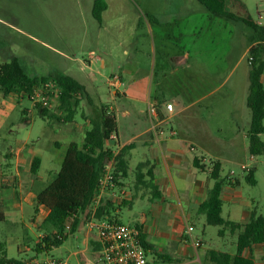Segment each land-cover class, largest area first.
<instances>
[{
  "label": "crops",
  "instance_id": "0c3cea01",
  "mask_svg": "<svg viewBox=\"0 0 264 264\" xmlns=\"http://www.w3.org/2000/svg\"><path fill=\"white\" fill-rule=\"evenodd\" d=\"M115 1L123 3L130 0ZM144 1L147 11L141 10L145 19L138 17L135 23L130 50L131 61L127 62L121 76L117 77L119 83L110 85L115 88L114 101L121 100L122 97L138 99L148 107H156L159 120L153 122L149 113L144 118L143 110L137 111L124 105L117 109L102 103L101 110L95 113L84 111L81 105L74 109L73 119L68 122L70 127L64 125L56 127V134L81 136L83 140L79 144H82L92 121L101 119L103 106L108 107L116 115L117 122L119 116L128 120L126 126L118 123L117 140L107 143V146L116 153L124 147L132 146L130 170L136 160L140 163H150L154 166V185L158 191H135L130 189L125 181V187L118 190H127L131 193V197L124 201L131 202L132 205L117 210L116 216L120 217L124 209L132 208L136 199L147 201L149 210L142 215L135 226L142 227L154 251L167 256L172 264H210L206 261V257L208 251L213 249H208L205 239L194 235V232L197 224L205 225V218L198 215V208L207 199L214 184L212 185L208 172L200 171L195 166V159L210 160V163L202 162L207 169L210 168L212 161L228 162L240 168L248 163L250 154L247 128L250 121L245 117L244 109L249 87L250 65L249 63L247 66L243 65V58L235 60L231 66L227 62L231 57L229 52H233L237 45H241L243 56L250 51L254 45L252 43L254 32L240 22H234L238 25L231 27L227 23H221L222 18L212 17L196 0ZM108 9L109 5L102 14V24ZM196 19H200L199 23ZM193 22L197 24L192 26ZM214 23L218 26L213 27ZM224 31L227 35H231V39L228 40L226 36L224 43H221L220 34L223 35ZM126 53L129 54V51ZM231 59L234 61V56ZM96 61L106 66V60L96 56L94 51L90 52V59L84 64L87 67L95 64ZM228 67L230 70H227ZM83 69L84 67L81 68ZM238 70L240 73L238 72L239 74L233 79ZM72 77L86 87L85 99H90L89 104L93 105L89 88L92 87L93 90L98 88L93 84L94 79L88 77L85 82L77 76ZM125 78L131 83L130 86L124 85ZM261 80L264 84V74ZM226 88L228 90L221 96L222 98L218 101L212 100L217 92ZM1 96L7 108L0 115V130L9 112L15 108L16 101L24 99L18 94H11L5 98L1 92ZM169 104L173 105L172 111L167 110ZM29 113L30 111H24L27 118ZM79 114L83 119L82 124L77 122ZM221 115H224L228 122L224 118H222L224 121H221ZM172 119L177 120L176 128L168 127ZM53 145L56 148L62 147L57 140ZM35 158H40L41 164L34 174L31 166ZM42 164L43 159L36 152L35 147L26 149L22 157H19L18 153L15 160L11 154L0 153V185L4 176L13 174L15 178L22 177L25 171L30 169L34 177L31 182L37 188L33 190L36 198L47 187L54 173L60 170L47 172L46 175L50 176L47 180L45 175H39ZM252 169H257V163H253L250 171ZM250 171L243 174L247 176ZM231 172L223 177L234 183L237 181L238 184H227L223 188V216L226 214L227 218H224L229 221L246 223L250 220L253 209L257 208L258 211L259 209L256 201L245 195L241 177L237 172L235 176L230 177ZM21 182V187L15 190L16 192L19 190V194L25 193V182L23 180ZM158 192L161 193L160 197ZM104 199L110 200L118 207L124 202L108 193L105 194ZM5 203L9 204L7 201ZM44 210L46 212L43 220L48 215L46 209L39 208L37 213L39 216L41 212L39 219L42 218ZM189 228L193 230L190 232ZM83 231H85L86 243L89 232L84 215L81 216L77 229L79 233ZM229 235L230 233H227L223 238L226 239ZM234 236L237 237V234ZM244 256L251 258L255 264H264V246H253L245 251ZM77 262L83 264L78 259Z\"/></svg>",
  "mask_w": 264,
  "mask_h": 264
},
{
  "label": "rangeland",
  "instance_id": "374dc122",
  "mask_svg": "<svg viewBox=\"0 0 264 264\" xmlns=\"http://www.w3.org/2000/svg\"><path fill=\"white\" fill-rule=\"evenodd\" d=\"M103 1L108 3L109 9L104 14V23L101 25L92 14L94 0H0V64L18 58L27 73L35 77H46L58 72L77 76L84 81L91 77L94 79L93 84L98 88L94 90L92 87L89 88L93 105L89 104L90 99L82 100L80 107L82 105L84 111L95 113L101 110L102 103L117 109L124 105L137 111L143 110L142 116L145 118L150 107L138 99L122 97L121 100L114 101L115 88L110 85V81L114 77H120L127 62L131 61L130 50L135 23L138 17H143L144 14L141 13L147 11V5L144 0H132L133 2L130 0L123 3L115 0ZM225 3L227 10L237 17L251 18L264 24V0H225ZM196 21L199 23L200 19ZM220 21L227 23L229 27L236 25L232 21L226 22L225 19ZM195 22L192 26L197 24ZM212 26L217 27L218 24L214 23ZM220 35L221 43H224L226 36L228 40L231 39V35H227L225 31L223 35ZM91 51H94L96 56L104 58L106 66L96 61L95 64L86 67L84 63L90 59ZM126 51H129V54ZM229 53L232 58L234 56V61L229 57L228 65L231 66L235 60L243 58V65L247 66L249 52L243 56L244 51L241 45H237L234 51ZM82 67H84L83 70H81ZM227 70H230L229 67ZM238 72L239 70L233 79L240 73ZM124 85L130 86L131 83L125 78ZM227 90L228 88L220 90L212 100L218 101ZM23 97L24 99L16 101L15 108L9 112L0 130V153L11 154L15 160L18 153L19 157H22L26 149L35 147L36 152L43 159L39 175H45L48 180L50 176L46 173L60 169L68 144L80 143L83 137L56 134V127L62 125L70 127L63 121L65 116L59 109L58 99L51 100L50 108L59 117L64 118L50 120L43 119L38 114L34 103ZM246 106L244 115L250 121L251 113ZM6 108L7 105L0 92V115ZM26 110L30 111L28 115L30 119L24 114ZM117 116H119L118 113ZM223 116L220 117L221 121H224L222 118L225 119ZM225 121L228 122L226 119ZM77 122L83 123L81 114L77 116ZM118 123L126 126L129 122L119 116ZM176 124L177 120L172 119L168 127L176 128ZM55 140L60 142L62 147L56 148L53 145ZM247 162L250 164V169L253 163H257V169L254 172L257 184L248 183L244 175L248 171L242 170L236 164L222 162L223 175L231 172V169L234 170L235 175L237 172L243 181L245 195L256 201L259 213L264 215V157H257L254 161H251L249 157ZM139 164V160L133 162L129 178L126 180L130 189H133L136 181V169ZM27 171L22 177L15 178L13 174H9L1 181L3 183L0 185V245L8 258L19 260H42L47 257L69 258L72 264H78V258L73 254L87 248L84 242L85 231L70 234L62 245L52 250L39 254L35 252V244L44 236V233L40 231V225L46 211H43L40 219L41 212L39 216L35 214L33 190L37 188L31 182L34 177L30 169ZM230 177H232L231 173ZM22 180L25 182V193L19 194V190L17 192L15 190L21 187ZM51 180L52 178L49 183ZM210 181L213 185L214 181ZM148 210L149 203L139 198L135 200L132 208L123 210L118 220L122 224L135 226V223L140 221L142 215ZM224 217L227 218V215L224 214ZM219 230V227L197 224L194 235L205 239L208 249L236 254L237 237L230 234L224 239L219 237ZM92 235L96 236V232ZM87 257L92 258V255L88 254ZM147 260L148 264H172L157 258L153 253L147 254Z\"/></svg>",
  "mask_w": 264,
  "mask_h": 264
},
{
  "label": "trees",
  "instance_id": "16d2710c",
  "mask_svg": "<svg viewBox=\"0 0 264 264\" xmlns=\"http://www.w3.org/2000/svg\"><path fill=\"white\" fill-rule=\"evenodd\" d=\"M196 1L202 4L212 17L243 23L254 32L252 40L254 45L249 51V57H252L253 61L250 63L246 99L247 108L251 113L247 139L250 156L264 157V84L261 80L264 74V27L259 26L251 18H240L228 11L225 0ZM107 8L105 1L94 0L92 14L100 24L103 22L102 14ZM48 82L60 88L59 109L65 114L63 121L71 122L74 109L79 108L80 103L87 96L86 87L83 84L63 73L46 77L29 75L18 58L0 64V91L5 98L11 94L22 97L32 94L36 87H41ZM34 106L43 119L64 118L40 103ZM117 128L116 115L108 107L103 106L101 119L92 121L90 129L85 134L84 142L82 144L72 142L68 146L60 170L54 173L51 182L35 198V214L37 215L39 208L48 211V215L40 225V231L44 233V236L34 246L37 254L59 247L70 234L77 232L81 216L92 205L99 189V179L103 175L106 159L114 156L112 149L107 146V141L113 133H117ZM132 149V146L124 147L115 157L114 175L118 188L125 187V181L129 178ZM40 164V158H35L31 166L32 173L35 174L39 170ZM195 166L200 171L208 172L209 178L214 181L209 196L198 208V215L205 218V225L220 228L219 237H225L227 233L237 234L236 254L213 249L208 251L206 261L210 264H255L251 258L245 257L244 253L253 246H264V215L255 208L250 220L246 223H236L224 218L223 188L227 184L236 185L237 181L234 183L223 177V165L219 161H212L210 168L207 169L202 164V160L196 158ZM153 170L154 166L148 162L139 164L133 188L135 191H158L154 185ZM254 172L255 169H252L246 176L247 182L252 185L256 184ZM160 196L161 193L158 197ZM131 205V202L124 201L118 207L110 200L103 199L95 217L96 219H118L117 210ZM68 226L71 227L70 231H67ZM136 227L140 231V240L147 254L154 252L157 258L171 263L167 256L154 251L142 227L140 225ZM0 264H28V260L8 258L0 245Z\"/></svg>",
  "mask_w": 264,
  "mask_h": 264
},
{
  "label": "built area",
  "instance_id": "2783aa9c",
  "mask_svg": "<svg viewBox=\"0 0 264 264\" xmlns=\"http://www.w3.org/2000/svg\"><path fill=\"white\" fill-rule=\"evenodd\" d=\"M259 26L264 27L262 22H257ZM253 61L252 57H249L248 63ZM119 83V79L114 77L111 81V85ZM60 88L54 85L52 82H48L41 87H36L32 94L24 95L31 102L35 104H42L45 107L50 108V102L52 99H58L60 96ZM167 110L172 111L173 105H167ZM149 114L153 122L159 120L157 108L151 106ZM116 134L113 133L107 143L115 142ZM118 153L114 152L112 158L106 159L105 169L103 175L99 179V189L96 196L93 199L92 205L84 213L85 223L88 228L89 234L86 236V249L83 251H77L73 254L83 264H148L147 252L142 246L140 240V231L136 226H129L122 224L115 218L96 219V212L99 206L102 204L105 194H110L113 198L121 201H126L131 197V193L127 190H118L115 183V157ZM257 157L250 156V160L254 161ZM203 163H210L207 158H202ZM242 170L249 171L250 164L246 163L242 165ZM235 175L234 171L231 172V176ZM71 227H67V231H70ZM193 228H189L191 232ZM96 232V236L92 235ZM197 245H199L197 243ZM79 249V248H78ZM88 254L92 255V258L87 257ZM28 264H72L70 259H57L47 257L45 259H31L28 260Z\"/></svg>",
  "mask_w": 264,
  "mask_h": 264
}]
</instances>
